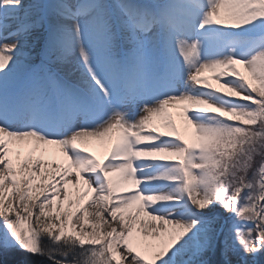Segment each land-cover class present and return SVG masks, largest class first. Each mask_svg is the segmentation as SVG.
Instances as JSON below:
<instances>
[{"label":"snow or ice","instance_id":"1","mask_svg":"<svg viewBox=\"0 0 264 264\" xmlns=\"http://www.w3.org/2000/svg\"><path fill=\"white\" fill-rule=\"evenodd\" d=\"M0 250L264 264V0H0Z\"/></svg>","mask_w":264,"mask_h":264},{"label":"trees","instance_id":"2","mask_svg":"<svg viewBox=\"0 0 264 264\" xmlns=\"http://www.w3.org/2000/svg\"><path fill=\"white\" fill-rule=\"evenodd\" d=\"M23 254L17 251L7 252L0 250V264H17Z\"/></svg>","mask_w":264,"mask_h":264},{"label":"bare ground","instance_id":"3","mask_svg":"<svg viewBox=\"0 0 264 264\" xmlns=\"http://www.w3.org/2000/svg\"><path fill=\"white\" fill-rule=\"evenodd\" d=\"M33 2H34V0H24V3L26 5H29V4H31ZM7 23H10V24L15 25L16 21H7ZM37 51H39V49H37ZM202 75L209 77V82H212V80H211L212 73L211 72H204V73H202ZM171 111L173 113V117H175V116H177L176 115L177 114L176 112H179L180 110L177 108V109H172ZM94 150L97 153H99L101 151L100 146L99 145H96L95 148H94ZM74 191L75 190L73 189L72 192H74Z\"/></svg>","mask_w":264,"mask_h":264},{"label":"rangeland","instance_id":"4","mask_svg":"<svg viewBox=\"0 0 264 264\" xmlns=\"http://www.w3.org/2000/svg\"><path fill=\"white\" fill-rule=\"evenodd\" d=\"M177 114V116H175V117H173L174 119H176L177 120V122L179 123V121H180V117H179V115H178V113L179 112H176ZM73 193V198H75V191L74 192H72Z\"/></svg>","mask_w":264,"mask_h":264}]
</instances>
